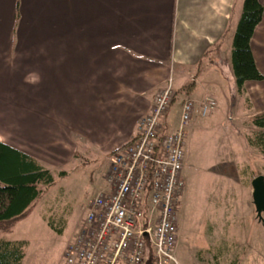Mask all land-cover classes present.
<instances>
[{"label": "crops", "instance_id": "1", "mask_svg": "<svg viewBox=\"0 0 264 264\" xmlns=\"http://www.w3.org/2000/svg\"><path fill=\"white\" fill-rule=\"evenodd\" d=\"M258 1L264 8V0ZM242 3L243 0H0V93L7 90L10 100L31 101L34 107L33 103H39L37 113L22 111L27 112L23 115L27 118V136L44 139L46 135L37 134L41 124L37 116L52 111L55 117L70 118L71 123L82 118L90 124L95 116L93 103L111 100L116 86H127L139 93L125 94L126 104L113 114L112 120L132 134L133 116L136 121L140 112L149 111L161 80L168 75L173 89L193 84L189 95L196 101L212 94L208 90L222 94L223 79L229 80L234 90L229 56ZM250 47L264 75V10ZM224 66L227 72L222 77L220 70ZM255 82L259 81L245 83L248 96L252 95L247 84ZM196 88L200 92L195 97L192 94ZM251 100L254 114L264 110V98L259 107ZM131 101L135 107L128 105ZM8 232L0 230V239L21 240L9 238ZM229 242L223 247L232 252L238 249L233 239ZM220 251L215 258L225 249Z\"/></svg>", "mask_w": 264, "mask_h": 264}, {"label": "rangeland", "instance_id": "2", "mask_svg": "<svg viewBox=\"0 0 264 264\" xmlns=\"http://www.w3.org/2000/svg\"><path fill=\"white\" fill-rule=\"evenodd\" d=\"M223 68L222 77L227 72L226 66ZM169 78L161 80L156 94ZM223 81L222 94L208 90L216 99V108L203 118L193 114L187 127L184 187L177 207L175 253L179 264H264V220L256 216L250 183L253 177L264 176V155L245 139L254 131L250 120L257 114L251 108V98L259 107L264 80L247 84L252 96L246 92L232 96L230 81ZM129 89L118 85L111 100L94 102L91 125L82 118L71 123L70 118L55 117L52 111L37 116L41 122L37 134L46 135L44 139L27 136V118L23 116L27 112L22 111L37 113L39 103H33L34 107L31 101L10 100L7 90L0 93V139L24 149L54 177L51 186H39L44 191L7 233L11 239L27 241L22 264H63L66 245L84 223L88 200L104 185L113 147L134 137L138 120L145 114L140 112L136 121L133 114L132 134L113 123V114L126 104L125 94L139 93ZM174 89L177 98L163 119L168 131L178 121L177 101L191 98L184 89ZM199 92L196 88L192 95ZM133 101L128 105L135 107ZM49 222L58 229L54 231ZM232 239L238 243L233 252L223 247ZM221 249L225 251L215 258Z\"/></svg>", "mask_w": 264, "mask_h": 264}, {"label": "built area", "instance_id": "3", "mask_svg": "<svg viewBox=\"0 0 264 264\" xmlns=\"http://www.w3.org/2000/svg\"><path fill=\"white\" fill-rule=\"evenodd\" d=\"M177 98L171 79L158 91L137 133L110 153L103 187L88 200L82 228L63 253V264H179L177 207L187 127L193 114L217 106L206 96L180 98L176 127L163 121Z\"/></svg>", "mask_w": 264, "mask_h": 264}, {"label": "trees", "instance_id": "4", "mask_svg": "<svg viewBox=\"0 0 264 264\" xmlns=\"http://www.w3.org/2000/svg\"><path fill=\"white\" fill-rule=\"evenodd\" d=\"M263 10L258 0H243L230 46L229 62L234 80L232 96L245 94L247 81L264 80L250 47ZM185 86L182 88L185 94H190L193 84ZM250 121L254 131L251 136L245 137L247 144L264 155V111L253 115ZM53 182L52 173L38 160L0 141V230L10 231L13 224L26 215L27 210L44 191L39 186L44 184L48 187ZM49 225L54 231L58 229L53 227L51 222ZM25 247L24 240L0 239V264H21ZM151 261L147 259L145 264H152Z\"/></svg>", "mask_w": 264, "mask_h": 264}, {"label": "water", "instance_id": "5", "mask_svg": "<svg viewBox=\"0 0 264 264\" xmlns=\"http://www.w3.org/2000/svg\"><path fill=\"white\" fill-rule=\"evenodd\" d=\"M252 186V203L255 207L256 216L263 221L264 215V176L259 174L251 180Z\"/></svg>", "mask_w": 264, "mask_h": 264}]
</instances>
